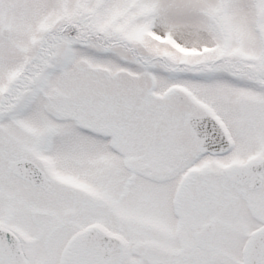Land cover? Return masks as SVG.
Returning <instances> with one entry per match:
<instances>
[{
	"label": "snow or ice",
	"instance_id": "obj_1",
	"mask_svg": "<svg viewBox=\"0 0 264 264\" xmlns=\"http://www.w3.org/2000/svg\"><path fill=\"white\" fill-rule=\"evenodd\" d=\"M0 264H264V0H0Z\"/></svg>",
	"mask_w": 264,
	"mask_h": 264
}]
</instances>
